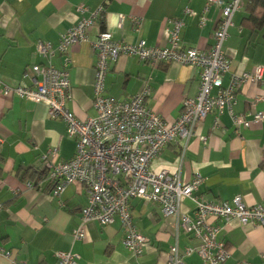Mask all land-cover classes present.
<instances>
[{
  "label": "crops",
  "instance_id": "obj_1",
  "mask_svg": "<svg viewBox=\"0 0 264 264\" xmlns=\"http://www.w3.org/2000/svg\"><path fill=\"white\" fill-rule=\"evenodd\" d=\"M206 1L0 0V75L12 87L22 83L31 86V81L23 79L24 73L34 65L47 64L38 55L37 44L42 41L56 47L60 36L81 17L99 9V17L88 30L89 41L108 31L116 41L128 44L143 41L148 47L169 46V21L184 18L182 46L210 50L221 9L212 7L206 14V24L200 26ZM80 5L88 11L80 13ZM247 7L248 2H244L234 16L235 26L224 46L231 73L251 72L257 64L264 66L263 32L251 33L242 26ZM185 9L196 15L185 16ZM70 58L73 100L68 108L81 120L94 118L97 56L86 42L72 47ZM52 64L63 69L64 57L56 54ZM229 82L227 74L224 85ZM146 85L152 91L147 105L173 123L182 113L184 100L196 97L200 70L176 63L152 68L136 57L122 56L110 66L105 94L119 101L129 100ZM262 95L264 76L263 83L247 84L237 94L235 114L252 119L253 98ZM255 111L264 112V101L257 103ZM216 117L212 113L198 126L185 152L184 142L177 140L161 152L152 168L179 173L184 183L200 174L205 181L194 196L204 201L232 202L241 197L246 206L264 205V121L237 132L228 111L219 117L218 129H214ZM52 150L57 151L52 157L55 163L75 156L76 142L68 135L65 123L50 118L43 103L0 94V248L11 251L12 259L26 264H56L59 252L72 251L79 256L80 264H169L170 250L176 243L182 253L196 244L177 217H165L158 204L139 199H133L131 207L136 228L149 239L142 256L136 257L125 247V232L118 218L110 225L89 224L85 240L74 242L72 236L88 196L80 184L68 186L60 201L52 196L42 161V156ZM27 170L38 174L33 188L18 176ZM181 211L194 218L195 204L186 199ZM217 224L221 227L219 237L230 251L224 264H264V226H243L235 219ZM184 262L203 264L197 254ZM0 264L10 263L0 258Z\"/></svg>",
  "mask_w": 264,
  "mask_h": 264
},
{
  "label": "built area",
  "instance_id": "obj_2",
  "mask_svg": "<svg viewBox=\"0 0 264 264\" xmlns=\"http://www.w3.org/2000/svg\"><path fill=\"white\" fill-rule=\"evenodd\" d=\"M250 1H206L200 26L206 24V14L212 7L221 9L210 50L182 46L180 33L185 25L184 18L169 21L172 24L166 27L169 46L148 47L143 41L128 44L116 41L108 31L89 41L88 30L99 17L102 10L99 9L89 17H81L77 24L60 36L56 47L42 41L37 44V53L47 60V64L34 65L24 73L23 79L31 81V86L22 83L12 87L0 75L1 95L43 103L48 108L49 117L62 120L68 135L76 142V153L70 160L53 162L56 150L42 156L45 181L51 186L54 198L60 201L66 188L73 184H80L86 189L88 204L82 210L80 223L73 233L74 242L85 240L89 224L110 225L118 218L125 232V247L136 257L142 256L149 239L135 226L131 207L133 199L158 204L163 215L177 217L179 225L196 242L183 253L177 243L172 246L169 264H185V258L192 254H197L203 264H224L230 257V251L219 237L221 227L218 221L228 223L235 219L243 226H264V205L246 206L241 197L232 202L204 201L194 196L205 181L200 174L184 183L179 173L156 172L152 168L153 161L161 152L177 140L184 142L185 152L198 126L212 113L217 115L214 129L221 126L219 117L224 111H228L237 132L264 121V112L255 111L257 103L264 101V95L253 98L252 119L234 112L237 94L242 88L247 84L263 83L264 66L257 64L251 72L231 73V60L224 51L229 31L235 26L234 16L244 2ZM78 11L86 13L88 9L80 5ZM184 15L196 14L185 9ZM86 42L90 43L97 56L93 100L97 116L81 120L68 108L73 100L68 68L71 63L70 49ZM56 54L64 57L63 69H56L52 64ZM122 56L136 57L152 68L176 63L200 70L198 93L196 97L184 100L182 113L175 122L169 123L147 105L152 94L149 85L129 100L119 101L106 96L110 66ZM227 74H230V82L225 86L224 77ZM200 139L206 140L205 137ZM33 186V183H27L28 188ZM186 199L195 204L194 218L181 211ZM0 258L7 259L10 264H26L12 259L11 251L3 248H0ZM56 264H80L79 256L72 251L59 252Z\"/></svg>",
  "mask_w": 264,
  "mask_h": 264
},
{
  "label": "trees",
  "instance_id": "obj_3",
  "mask_svg": "<svg viewBox=\"0 0 264 264\" xmlns=\"http://www.w3.org/2000/svg\"><path fill=\"white\" fill-rule=\"evenodd\" d=\"M247 17L242 21L243 28L251 33L263 32L264 37V0H251L247 7ZM46 172L43 173V176ZM18 176L26 182L32 183L38 177V174L32 170L19 172Z\"/></svg>",
  "mask_w": 264,
  "mask_h": 264
}]
</instances>
